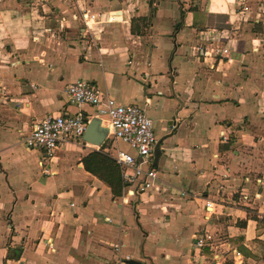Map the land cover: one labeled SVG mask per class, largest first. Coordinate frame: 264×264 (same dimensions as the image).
Returning a JSON list of instances; mask_svg holds the SVG:
<instances>
[{
  "label": "crops",
  "instance_id": "crops-1",
  "mask_svg": "<svg viewBox=\"0 0 264 264\" xmlns=\"http://www.w3.org/2000/svg\"><path fill=\"white\" fill-rule=\"evenodd\" d=\"M78 79L152 118L168 191L115 197L86 141L26 148L48 115L98 117ZM118 242L140 264H264V0H0V264H112Z\"/></svg>",
  "mask_w": 264,
  "mask_h": 264
},
{
  "label": "built area",
  "instance_id": "built-area-1",
  "mask_svg": "<svg viewBox=\"0 0 264 264\" xmlns=\"http://www.w3.org/2000/svg\"><path fill=\"white\" fill-rule=\"evenodd\" d=\"M95 18L94 14L82 15L81 20L87 33L91 32V21ZM82 30L79 29L80 32ZM215 53L216 55H228L230 50L226 47H217ZM66 93L70 102L75 105L97 106L98 117L109 121L108 143L105 151L120 166L124 180L123 198H137L150 190L160 193L168 191L166 187L158 183V169L154 166L155 149L159 141L155 133L154 122L140 105L118 103L114 98L105 96L89 81L83 79L70 83ZM89 121L90 119L82 112L48 115L33 126L23 142L28 150L39 149L45 158H50L60 146L69 141L85 143L83 136ZM176 127L175 122L171 125L170 131ZM119 143L127 145L128 149L121 148ZM206 207L210 209L212 203L208 201ZM105 220L110 222L111 218L105 217ZM44 244L50 250H55L51 239H44ZM206 245V237L197 238V247ZM124 246L122 242L113 245L117 259L112 264H130L133 260L130 254L122 253ZM190 261L193 262L194 258ZM213 264L219 263L215 261Z\"/></svg>",
  "mask_w": 264,
  "mask_h": 264
},
{
  "label": "trees",
  "instance_id": "trees-1",
  "mask_svg": "<svg viewBox=\"0 0 264 264\" xmlns=\"http://www.w3.org/2000/svg\"><path fill=\"white\" fill-rule=\"evenodd\" d=\"M105 144L98 150H93L82 159L84 167L87 171L106 182L113 195L122 196L124 188V180L118 163L105 152Z\"/></svg>",
  "mask_w": 264,
  "mask_h": 264
},
{
  "label": "water",
  "instance_id": "water-1",
  "mask_svg": "<svg viewBox=\"0 0 264 264\" xmlns=\"http://www.w3.org/2000/svg\"><path fill=\"white\" fill-rule=\"evenodd\" d=\"M109 125V121L102 120L99 117L91 119L87 125L86 131L83 136L84 141L101 147L109 133ZM155 155V164H157L158 159L161 155L160 141H158V143L156 144ZM130 264H140V262L136 260H131Z\"/></svg>",
  "mask_w": 264,
  "mask_h": 264
},
{
  "label": "rangeland",
  "instance_id": "rangeland-1",
  "mask_svg": "<svg viewBox=\"0 0 264 264\" xmlns=\"http://www.w3.org/2000/svg\"><path fill=\"white\" fill-rule=\"evenodd\" d=\"M155 133H156V136L158 138V136L160 134L156 130H155ZM23 141H24V139H23ZM121 147L124 149H128L127 146L123 143H122ZM124 220H126V225L128 226V228H131V230L129 231V236L127 237V240H128L127 250L129 249V251H132V253L142 251V249L145 248V247L142 248L144 240L142 239V234L139 231L140 226L137 223L135 216H134V213L131 212L130 208H129V211H127V212L125 211Z\"/></svg>",
  "mask_w": 264,
  "mask_h": 264
}]
</instances>
